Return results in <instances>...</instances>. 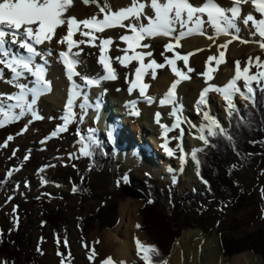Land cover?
I'll list each match as a JSON object with an SVG mask.
<instances>
[{
    "label": "rangeland",
    "instance_id": "rangeland-1",
    "mask_svg": "<svg viewBox=\"0 0 264 264\" xmlns=\"http://www.w3.org/2000/svg\"><path fill=\"white\" fill-rule=\"evenodd\" d=\"M75 2H83V0H74L73 4H75ZM228 3L229 7L230 1ZM107 4L110 5V2ZM86 5H88V7L91 5L95 12L100 13L99 9L101 4L90 3ZM241 7L243 9V14L251 12L257 19L264 18L260 17L259 13H256L254 9H252L253 7L250 3L248 5L244 4ZM87 17L90 18L92 15ZM237 24L244 33L246 32L245 34L247 36L245 35V37L248 40L259 39L258 36L253 37L250 35V32L254 31L250 25L245 27L241 21H237ZM66 31L64 34H66ZM118 35L122 34L119 32L116 36ZM219 39H222V37L220 36ZM234 42L235 41H233V43ZM117 43L120 44L119 42ZM150 43L152 45L150 48V51L153 53L152 58H154L157 63L165 64L164 68L156 70V79H152L151 75L148 74V82L149 85L152 86L155 80H158L164 74L171 71V65L167 64L165 57L174 59L175 56L174 52L165 51L164 46L166 43L155 41H150ZM232 44H230L226 50H221L224 51V53H228ZM116 47H114V49ZM81 49L83 51L81 55L78 56V59H83L85 63L82 64L83 72H79L82 75H85L84 72L91 69L93 67L92 64L96 65L98 63L99 50L95 47L86 46H83ZM175 50V53L179 55H186L179 47L175 48ZM75 51H78V49ZM53 52L54 54L58 53L57 50L55 51V48ZM120 53L121 52L115 50L112 52L114 57L119 56ZM161 53H163V55H161ZM250 57H259L260 60L264 62V53L258 51H244L239 56L231 58L229 65L230 69L235 71L236 61L240 62V67L243 69ZM58 58L60 59L61 57L58 56ZM86 61L89 62V64L86 65ZM178 62L179 64L176 67L190 76L191 79L189 80H192L191 82H194L195 84L203 81L202 66H199L196 59L193 60V64L188 61L187 67L194 69V71L190 73L187 72V67L184 65L183 60H178ZM214 64L215 62L213 61L210 65L215 66ZM204 65L205 64H203V66ZM135 67H137V65H132L128 68L122 66L119 67L118 70L116 69L119 74L118 79L109 83L105 82L104 85H101L96 89L95 87L86 86L79 76H74L73 79L78 81L77 84L85 85L84 91H79L84 94V103L91 105L89 99L91 93L99 94L100 92H103L105 96L110 98L112 103H115L114 109L121 114L120 117L128 119L133 105L130 107L126 102L124 104L125 107H123L120 100L121 95L125 94L130 87L128 81L132 80ZM50 68L55 69V65L52 64ZM256 71L257 68L253 61L250 74H253ZM3 76L4 80L0 81V93L10 95L9 89L14 88V86L8 83L9 78L6 77L5 74H3ZM30 80L31 77H28L27 81L30 82ZM240 81L242 91L246 92V89L243 87V80L241 79ZM2 83H4L3 85L7 86L8 89L2 87ZM252 86L254 89L253 100L255 101L257 87L264 88V85L253 83ZM58 91L60 98L57 101L54 102L49 98H44L43 100L36 102L34 112L37 116L41 117L40 119H33L32 113L26 112V114L19 120L7 123L4 127L0 128V182L8 178L10 180L5 191H2L0 187V235L6 230L15 228L16 224H19L25 217L31 215L33 218L30 224V231L32 232L33 248L37 251L42 264H103V261L109 257L112 260L124 264H145L141 259V255L139 253L140 256L137 254V250L130 252L128 262L117 257V252H119L118 247H123L124 244L127 245L128 243H130L129 245L135 244V240L130 238L132 236L129 237L126 228L127 223L130 222L129 219L128 222H126L128 214L122 213V210L129 209L126 207L129 200H131L132 206H128H136L135 209H138L130 216L132 219L133 216L137 219V222L134 225L135 229L138 231L134 230L137 238H139V240L145 245H150L152 243L150 237L144 231L139 229L142 225L141 208L146 200L141 201L140 199L126 198L123 196L121 188L125 185H133L134 189L143 192L148 197L149 191L147 186H155L156 196L165 203L164 207L167 208V215H170V203L168 202L167 197L171 196V191L173 189L172 184L177 183L179 185V191L181 194L186 190L191 191L193 189L200 193L203 190V186L195 177L193 178L194 180L188 177L186 179L175 178L179 179V181L172 180L171 182H162L158 179L159 176L152 175L145 170L138 171L136 167H128L125 165L127 150L134 148L136 151L135 147L140 148V146H142L144 151L150 153L156 162L161 160V162L176 163L177 165L179 164L178 160L181 161L180 157L183 155V163L187 161L189 163L188 169L191 168L192 170L193 168L192 171L194 173V161L191 158V154H186L184 150L182 153V146L180 144L184 143L183 147H187V142L190 139H196L201 135L200 125L202 122H200V120L204 118V115L201 117H195L194 115L193 117V115H189V113L186 114L185 104L183 102L181 103L184 106H181L180 110L178 106H174V109L179 111L178 116H173L169 111H164L162 116L168 121V123L156 125L158 128V137L156 136V138L162 142L164 148L156 150L154 144L149 140L153 129L151 128V130L146 125L144 128V130H146L142 134L136 129L137 126H140L139 124H142L140 122L141 117L139 116L138 118L134 113L130 114L134 120L129 124H123L122 128V131L126 133H123L125 139H122L125 145L121 143V140L120 143L114 144V164L106 166L101 174L96 172L90 173L88 162L81 149L84 145H89L90 147L92 144L91 141L98 142L103 140L102 142L105 143L107 142L106 139H109L110 141V132L99 127L97 118L95 117V119H93L95 116L94 114L89 113L88 111L85 113V110H81L79 107H72L73 116L71 121L67 124V130L63 132L57 131L58 128L64 126V118L68 115L67 107H57L58 101L63 98L64 94H71L73 87L67 86L65 88V86H61ZM195 91V87L190 86L188 91L184 92L182 97H180L184 100H189L194 96ZM237 95L236 98H233L235 110H242L245 101L253 103L250 100H245L240 94ZM239 98L241 101H239ZM219 99L220 94L216 92L214 96H212V103H214V106L218 109V112H220V119L223 122L216 121L220 125V129H223V132H225L230 124V115L226 102H220ZM27 101L31 102L30 100ZM94 101H97V99L94 98ZM6 102L15 103L14 101ZM45 102H48L46 108ZM153 104L154 103H152V105ZM128 107H130L128 111L120 112L122 109L126 110ZM133 108L137 110L138 105L134 104ZM201 110L203 113L207 112L209 107L205 104L202 106ZM13 112L18 115L19 109H13ZM226 114L227 122L225 120ZM183 116H187L189 119L191 118L192 121H196L197 125L183 121ZM81 117H83V119H81ZM177 117L182 121L178 127L176 126ZM0 119H3V117H0ZM170 122L171 125L173 122L174 126H169L168 124H170ZM161 125L167 126L168 130L165 131ZM205 127L203 135L206 133L205 137L207 138L209 135L208 128L210 127L209 121ZM25 128H27L26 131H24ZM181 129H183V136L181 139H178V137H180ZM212 130L215 131V128L213 127ZM21 132L23 134H20ZM53 132H56L55 136L52 135ZM128 136L131 139L130 143L127 140ZM8 137H12V139L8 140ZM81 137H83V140ZM89 137H91V141ZM5 144H7V147L4 146ZM165 145L173 152V155H165L167 152L165 150ZM204 146L206 145L202 142L195 148L202 149ZM187 155L189 156L190 161L188 160ZM8 173H11V175H8ZM42 173H46L49 176L63 178L62 182L64 183V186L55 187L51 184H45L41 179ZM87 173H89L91 191L90 196L82 200L80 196L73 191L74 187L70 179L72 178L77 181L82 174ZM194 175L195 174H193V176ZM233 176L242 188V195L236 204L216 210L203 209L201 205L187 206V210L183 217H185V220L192 222L195 225V228L192 230H182L179 237L175 239V241L178 240L176 246L177 243H183L186 234L191 235V238L189 239H192V246L195 245L200 240H198L199 236L197 235L199 232H202V243L199 244L202 248H199L197 255L196 248H193L191 249L190 255L183 256L185 263L215 264L218 256L223 257V260L229 264L234 261L235 258L238 257L240 259L248 254L258 256L262 260L260 263L252 264L264 263L262 256L257 255L252 251H246L235 255L233 258H227L222 254V249L220 247V236L222 235H227L229 237H242L247 232L264 227V155L247 162L244 167L234 171ZM110 202L118 203L117 212L119 221L114 229L102 230L97 223H95L92 228L83 229L81 225L78 224L80 219L88 218L93 211L109 204ZM42 208L50 211L60 208L63 211L69 226V234L67 236L63 235L62 226L59 229L50 227L45 231H41L43 225L40 211ZM137 225L140 227L137 228ZM56 233H58V236ZM133 235L135 234L133 233ZM108 248H110L111 253H109ZM188 248L189 247L186 245V247H180L179 251L183 254V249L187 250ZM93 249L95 250V256L90 260L89 256L92 255ZM107 252L109 254H107ZM171 252L169 259L166 261L167 264H172V258L176 252V247L172 257ZM194 259L197 261H194ZM0 262H3L1 258Z\"/></svg>",
    "mask_w": 264,
    "mask_h": 264
},
{
    "label": "snow or ice",
    "instance_id": "snow-or-ice-1",
    "mask_svg": "<svg viewBox=\"0 0 264 264\" xmlns=\"http://www.w3.org/2000/svg\"><path fill=\"white\" fill-rule=\"evenodd\" d=\"M74 0H0V81L4 80L3 69H7L11 73L9 84L19 89V95H7L0 93V128L7 123L14 122L23 117L26 112L32 113L33 119H40L34 112V106L37 99L44 93L51 90L50 82L46 79V69L43 65L35 62V58L42 56L43 52L38 50V46L51 43L56 35V30L59 27L66 26V34L57 39L58 44L66 45V51H61L59 56L62 58L63 64L67 69L68 79L72 80L74 76H79L86 86H99L100 79L116 80L118 73L112 67V63L118 62L120 66L128 68L129 65L136 61L138 66L134 68V80L128 81L130 87L129 94L138 89L140 96L144 97L148 103L153 102V98L146 96L148 84L144 83L145 75L150 74L152 79H156V70L165 67V64L157 63L155 59H151L145 64L146 57H152L151 51H137L138 48L149 49L151 43H143L145 40H153L156 38H168L169 42L165 44V51H172L177 47H182L181 40L198 34L206 36L209 40H214L215 37L207 34L206 27H210L216 33V37L221 35L230 36V39L218 45L219 49L226 50L233 41H239L241 44L257 43L261 49H264V18L257 19L251 12L243 14L242 5L251 4L254 11L259 13L260 17H264V0H230V6L225 8L218 3V0H201V3L194 4L192 0H130V3L124 7L113 10L110 5L104 4L100 6L102 18L96 15L83 20L75 16L67 15L69 9L73 6ZM83 3H97L99 0H83ZM237 21H241L243 26H251L254 31L250 32L253 37L258 36V40H246L239 36L241 28ZM124 29L125 33L118 37L119 41L127 47L117 46L112 49L110 46L116 43L112 35L97 36L96 33H105L112 29ZM22 29V30H21ZM79 34L84 39H74V36ZM99 40V44L96 41ZM87 44L90 47L98 48V63L103 66L105 75L100 79L89 78L77 71V66L83 61L77 60L82 53L80 45ZM11 46H16L18 50H24L27 56L21 55L19 51H14ZM76 48L78 51L73 52ZM122 52V56H109V51ZM198 51H203L199 49ZM131 53V55H129ZM179 55L174 52V59L165 57L168 65H171V70L175 76V80L164 98L159 103L161 106L174 104L176 98V88L184 81L191 79L185 72L176 67V60H183L187 67L189 55ZM163 55V53H161ZM213 61L216 62V67H209L202 75L207 80L213 79L212 73L218 70L221 63H225L224 52L221 51L219 57H208L207 63L210 65ZM253 61L257 71L250 74V69L253 66ZM149 70L150 73H149ZM194 69L187 67V72H193ZM26 76L33 77L32 83L34 87H29L27 83L21 82ZM243 80V87L246 93L238 87L237 82ZM127 80V75H126ZM264 85V62L259 57L249 58L246 66L241 69L240 62H235V74L229 82L220 87L209 86L203 89L200 93L198 105L206 104V96L209 91H215L223 96L229 115L235 110L233 96L240 94L245 100H250L254 103V89L252 84ZM31 94V102H28L26 97ZM76 88L72 91V96L78 95ZM6 101H15V103H7ZM134 106L135 101L131 102ZM73 100L70 97L67 102L68 115L64 118V126L58 128L57 131L63 132L67 130V124L71 121ZM13 109H19V114H15ZM138 115V112H134ZM173 116H176L177 109H173ZM204 119L209 121L210 127L208 132L215 136L217 132L213 131V127L220 129V125L216 120L212 119L207 112H204ZM83 119V117H81ZM160 114H156V121L159 123ZM182 121L177 117L176 126L178 127ZM167 131V126L161 125ZM27 128L24 129L26 131ZM91 131V130H90ZM200 139L204 145L209 144V140L203 135L204 129L201 128ZM223 132V129H220ZM20 134H23L22 132ZM53 136L56 132L52 133ZM79 135V133H78ZM183 129L180 131L181 139ZM12 137H8L11 140ZM83 140V137H81ZM91 141V137H89ZM231 139V137H229ZM95 145V141H91ZM7 147V144L4 145ZM98 146V145H96ZM84 156H91L89 145H84L81 149ZM165 150L171 156L173 152L165 145ZM203 151L201 148L194 149L191 152V158L196 162L197 175H199V160L197 153ZM183 153V148L181 147ZM27 158V157H26ZM181 161L184 162V156L181 155ZM11 175V173H8ZM45 182L46 181H42ZM205 183H207L205 181ZM76 189L74 188L73 191ZM140 226L137 225V228ZM59 242V241H57ZM66 243V241H65ZM138 253L145 264H158L154 261V254L159 255V250L154 245H145L139 238L135 240ZM95 250H92V255L89 259H93ZM6 264V262H0ZM103 264H114L112 259L106 258ZM163 264H167L166 261Z\"/></svg>",
    "mask_w": 264,
    "mask_h": 264
},
{
    "label": "trees",
    "instance_id": "trees-1",
    "mask_svg": "<svg viewBox=\"0 0 264 264\" xmlns=\"http://www.w3.org/2000/svg\"><path fill=\"white\" fill-rule=\"evenodd\" d=\"M229 127L225 132L215 128L217 135H208L209 144L202 147L203 151L197 153L199 160V175L194 161V172L199 182L202 183V192L186 190L183 194L179 191L178 184H172L171 196L167 197L170 203L171 214L167 215V208L156 196L155 186L149 185V199L144 201L141 208L142 225L144 231L159 250V255L154 256V261L162 264L167 261L173 248L175 239L181 231L194 229L195 225L185 220L183 215L188 205L202 206L203 209H221L234 205L241 197V186L233 176V172L244 165L264 155V88L257 87L255 103L244 102V108L234 110L229 116ZM231 137V139H229ZM98 145V146H96ZM91 156H85L89 172L101 174L106 166L114 164L113 148L109 143H96L89 147ZM42 181L55 187H62L61 177L49 176L42 173ZM80 198L90 196L91 185L89 173L82 174L77 181L70 179ZM205 181L207 183H205ZM9 179L0 182L2 191L6 190ZM118 203L110 202L93 211L86 219H80L78 224L84 229L92 228L95 223L102 230L114 229L119 221ZM42 220L41 231L62 226L63 235L69 234L68 221L60 208L40 211ZM33 216L25 217L15 228L6 230L0 235V258L6 264H42L37 251L33 248L30 224ZM59 232V231H57ZM58 235V233H56ZM222 254L232 258L237 254L252 251L262 256L264 261V227L245 233L242 237L220 236ZM120 264V263H116Z\"/></svg>",
    "mask_w": 264,
    "mask_h": 264
},
{
    "label": "bare ground",
    "instance_id": "bare-ground-1",
    "mask_svg": "<svg viewBox=\"0 0 264 264\" xmlns=\"http://www.w3.org/2000/svg\"><path fill=\"white\" fill-rule=\"evenodd\" d=\"M229 1L230 0H218V3L221 6L227 8L228 4H229L228 3ZM108 2H110L111 8L113 10H116V9H119L121 7H124V6L128 5L130 3V0H99V4H101L100 6H102L104 4H107ZM192 2L194 4H199V3H201V0H196V1H192ZM246 5H248V4H246ZM93 9L94 8L91 5L88 7V5H86L83 2H75V4H73V6L69 9V12L67 13V15L75 16V17H77L80 20L86 19V18H88L87 16H91V15L92 16L96 15V16L102 18V14L99 13V12H95V10H93ZM80 14H87V15H80ZM65 31H66V26L59 27L56 30V35L53 37L51 43H47L46 42L45 44L38 46V50L43 52V55L39 56V57H36L35 58V62L38 63V64H41V65H43L45 67L46 73H47V80L51 83V90L49 92H47V93L42 94L37 99V101L43 100L44 98L45 99L49 98L50 100L55 102V101H57L60 98V94H59L58 90H59V88L61 86H65V88L67 86L73 87V89L76 88L79 94L76 95V96H72V93L68 94V95L64 94L63 98H61L58 101V106L57 107L58 108L59 107H67L66 104H67L69 98L71 97L72 100H73V107L74 108L75 107H79L81 110L85 109L89 113L97 115V121H98L99 127L102 128L105 131H109L110 130L111 133H115L116 134L118 141L121 140L120 138H118V133L114 132L115 128L113 127L112 124L113 123L117 124L120 121H122L124 124H129L132 121V119L129 118L130 113H129L128 119L124 118V117L117 118V117H110V116H109L110 117L109 118L107 116L108 112L106 111L105 108L103 109L102 112L99 111L100 104L98 103V97H97L98 94L97 93H91V95H90V99H92V101H93L92 104L93 105H88V104L84 103V100H83L84 94L82 92H79V91L80 90L84 91V86L85 85L84 84L83 85L82 84H77L78 81L76 79L69 80L68 79V74H67V69H66V67L63 64L62 58H60V59L58 58L59 53L61 51H66V46L65 45L57 43V39L60 36L64 35ZM119 32L121 34H124L125 30L124 29H120V28H116V29L108 30L105 33H96V35L97 36L112 35L115 38V40H116V43L114 45L110 46L112 49H114V47H116V46H119L121 48L127 47L125 44H123L121 41H119L118 37L120 35L116 36V34L119 33ZM206 32H207V34L212 35L213 37H215V39L214 40H209V39L206 38V36L193 34V35L181 40L180 43L182 44V47H179L183 51V53H185L186 55H188L189 53H193L192 55H189L188 61L191 64H193L194 63L193 60L196 59L197 63L199 64V66L200 67L202 66L203 73L205 71H207L209 67H213V68L216 67V62L215 61H214L215 62L214 65L215 66L209 65L207 63L208 57H210V56L219 57V54H220V52L222 50L218 48V45H220V44L224 43L225 41H227L228 39H230V36H223V35H221L222 39H219L220 36L216 37L215 31L213 29H211L210 27H206ZM245 33H244V31L241 30L239 32V36L242 39L248 40L245 37V35H246ZM74 37H75L74 39H77V40H80V39L87 40L88 39L87 37H82L79 34H77ZM150 41H155V42H160V43L169 42L168 38L160 37V38H156V39H153V40H145V41H143V43H150ZM117 42H119L120 44H118ZM96 43L99 44V40H97ZM83 46L90 47L87 44H82V45H80V48H82ZM11 47L13 48L14 51H19V53L21 55L27 56V53L24 50H18V49H16V46H11ZM54 48H55V51L56 50L58 51V53L54 54V52H53ZM75 49H73V52L75 51ZM199 49H203V51H198ZM113 51L114 50L109 51L108 55L114 57V54H112ZM137 51L147 52V51H150V48L149 49L138 48ZM175 51L176 50L174 49V52ZM244 51H253V52H255V51L257 52L258 51V52L264 53V49H261L257 43L241 44V43H239L238 40L235 41L231 45V47L229 49V52L228 53H224V57H225V61L226 62L219 64L218 70L212 73L214 78L211 79V80H207V82H206V78L203 76V78H202L203 81L201 83L198 82V83H195V84H194V82H191L192 80H184V81H182L178 85V87L176 88V98H175V103L174 104H168V105H165V106L159 105L160 104L159 101L162 98H164V96L168 92L171 84L175 80L178 79V77L175 76L174 73L171 70L169 73L164 74L158 80H155L153 82L152 86L149 85V82H148V77L147 76H149V75H145L144 76V78H143L144 83L149 85V87L146 89L145 95L146 96H150V97L153 98V102H152V103H154L153 105H152V103L151 104L148 103V101L144 97L140 96L138 89H136V92L134 94H128V92H127V93L121 95V100H120L121 101V105L123 107H125L124 103L127 102L129 104V101L130 102L135 101V105H138V108L136 110V109L133 108V106L131 107L132 104H130V107L133 110L132 114L134 112H138L137 116H138V118H139V116L141 117V121L140 122L142 123V124H139L140 126L139 127L137 126L136 129L143 134V132L146 130V129L144 130L146 125L148 126V128H150V129L152 128L153 130L151 129L152 130L151 131L152 134H150L149 140L151 141L152 144H154L156 150L164 148V145L162 144V142H160L158 140V138H156V136L158 137V128H157L156 125H159L161 123L162 124H167L168 123V121L162 116V113L164 111H169L170 113H172L175 105L178 106L179 110H180V107L184 106L181 103V102H183L185 104L186 114L189 113V115L191 114V115H193V117H194V115H195V117L203 116L204 113L201 110L203 105H198V100H199L201 91L203 89L209 87L210 85L214 86V87H220V86L226 85L229 82V80L235 74V71L231 70L230 67H229L231 58L239 56ZM122 55H123V53L121 52L119 56H122ZM129 55H131V53H129ZM75 58L77 60H80V59H78V57H75ZM151 59H154V58L146 57L145 61H144L145 64H147ZM80 61H83V63H85V61L83 59L80 60ZM83 63H81V64H79L77 66V69H76L77 71L83 72L82 71V68H83L82 64ZM50 64L51 65L52 64L55 65V69H51L50 68V66H51ZM87 64H89V62L86 61V65ZM178 64H179V62L177 60L176 61V66ZM203 64H205V65L203 66ZM56 65H58V66H56ZM92 65H93V67L91 69H89L88 71L84 72L85 75H87L89 78H93V79H100L103 75H105L102 65H100L99 63H97L96 65H94V64H92ZM132 65H135V66L137 65L138 66L136 61H133L129 66H132ZM112 67L115 68V69H118L121 66L119 65L118 62L114 61L112 63ZM149 73H150V70H149ZM3 74H5L6 77H8L9 79L11 78V73H9L7 69H3ZM28 77H30V76H26L24 79L21 80V82L27 83L29 87H34V84L32 83L34 78L31 77L32 81L30 80V82H28L27 81ZM134 79H135V76L133 74L132 80H134ZM113 81L114 80H103V79H100L99 86L104 85L105 82L109 83V82H113ZM240 83H241V81H238L237 85H238V87L241 88ZM3 84L4 83H2L1 85H3ZM57 84H58V87H57ZM78 86H80V87H78ZM99 86H91V87H95L96 88V87H99ZM190 86H194L195 87L196 91H195L194 96H192L191 99H189V100L182 99L181 98L182 95L184 94V92L188 91V88H190ZM2 87H5L6 89H8V87L4 86V85ZM9 93H10V95H14V96L15 95H19V89L16 88V87L10 88L9 89ZM215 93H216L215 91H209L207 93L206 105L209 107V110H207V113L212 119L218 120L219 122L220 121L223 122L220 119L221 118L220 112H218V109H216V107L214 106V103H212V96H214ZM245 94H246V92H245ZM236 95L237 94H235L233 96V98L234 97L236 98ZM106 97H108V96H106ZM94 98L97 99V101H95L97 103V106L94 104ZM26 99L31 101V94H28ZM104 99H105V97H104ZM219 101L220 102L225 101L221 94H220ZM239 101H241V99ZM7 103L8 102H6V104ZM47 105H48V102H45V108L47 107ZM170 105H173V106H170ZM130 107L126 108V110L122 109V111H120V112H123V111L126 112V111H128L130 109ZM67 113H68V111H67ZM157 113L160 114L159 123H157V121H156V114ZM178 114H179V111H177L176 115L178 116ZM110 115H114V113L111 112ZM118 115H121V114L119 113ZM224 117H225V115H224ZM226 119H227V114H226L225 120ZM112 121H113V123H111ZM183 121L197 125L196 121H192L191 118L189 119L187 116H183ZM200 122L203 123V124L201 123L200 127L203 128V129L206 128L205 126H206L208 121H206L203 118L202 120H200ZM226 122H227V120H226ZM168 125L171 126V127L174 126L173 122H172V125H171V122ZM150 129H148V130H150ZM197 132H199V131H197ZM123 133H125V132H123ZM205 134H204V136H205ZM190 137H192V136H190ZM127 140L130 143L131 139L129 138V136H128ZM121 141H119V142H121ZM121 143H123L125 145V143L123 141ZM187 143H188L187 147H185V146L183 147L184 143H181L180 145L183 147L184 152L186 154L190 155L191 152L194 149H196L195 147L199 146V144L202 143V141L200 139L196 138V139H190ZM135 149H136V151L134 150V148L127 150V157H126L125 165H127L128 167H133V168L136 167V169L138 171H141V170L144 171L145 170V171L151 173L152 175L154 174L155 176H159L158 179H160L162 182H171L172 180L179 181V179H175V178H181V179H184V178L186 179L188 177L192 178V179L194 177L196 178L195 175L193 176V174H194L193 171H192L193 168H192V170H191V168L188 169L189 163L187 161L185 163H183L182 161L178 160V163H179L178 165L176 163L174 164V163H168V162H164V161L161 162V160L159 162H156L154 157L150 153H148L147 151H144L142 146H140V148L139 147H135ZM138 153H140V154H138ZM165 155H169V154L166 152ZM189 159L190 158L188 156V160ZM128 205L132 206L131 200H129L127 202V204H126V207L129 208V209L122 210V213L123 214H126V213L128 214V218L126 219V222H128V219L130 220V222L127 223L126 228L128 230L129 237L132 236L130 238L131 239L133 238L134 240H136L137 235L134 232V230L135 231H137V230L135 229L134 225L136 224L137 219H136L135 216H133V219L130 218V216L134 214V211L136 210L135 209L136 206L129 207ZM133 233L135 235H133ZM190 236L191 235L186 234L184 239H183V243L182 244H178L177 243L176 252H175V254H174L173 258H172V260H173L172 264H190L189 262L188 263L184 262L183 256L185 257L188 254L190 255L191 254V249H193V248H196L195 249L196 250V255L198 254V252H199L198 250L201 247L199 244L202 243V240H201L202 233L199 232V234L197 236H199L198 240L199 239L200 240H199L198 243H196L193 246H192V242H191L192 239H189V238H191ZM129 244L130 243H128L127 245L124 244V246L120 247V248L118 247V251L119 252H117V254H118L117 257L121 258L123 261H126V262L129 261L130 252L137 250L136 243L134 245L133 244L129 245ZM186 245L189 248L187 250L183 249V254H182V252L179 251V249H180V247H186ZM108 250H109V253H111L110 252V248H108ZM109 253L107 252V254H109ZM105 254H106V251H105ZM137 254H138V251H137ZM244 256L245 257L240 258V259L238 257L235 258V260L230 262L229 264H252V263H260L262 261L260 257L252 255V254H248V255H244ZM196 259H197V257H196ZM196 259H194V261H197ZM237 259H239V260H237ZM203 264H206V263H203ZM215 264H228V263H226L225 260H223V257H218L217 256Z\"/></svg>",
    "mask_w": 264,
    "mask_h": 264
},
{
    "label": "water",
    "instance_id": "water-1",
    "mask_svg": "<svg viewBox=\"0 0 264 264\" xmlns=\"http://www.w3.org/2000/svg\"><path fill=\"white\" fill-rule=\"evenodd\" d=\"M121 192H122L123 196L126 197V198L140 199L141 201L147 200V198H148L146 196V194H144L143 192H141V191H139L137 189H134L133 185L132 186H129V185L128 186L127 185L123 186L121 188ZM177 241L178 240L175 241V244L173 246V249H172V252H171V257H172V255H173V253L175 251V247H176V242Z\"/></svg>",
    "mask_w": 264,
    "mask_h": 264
}]
</instances>
